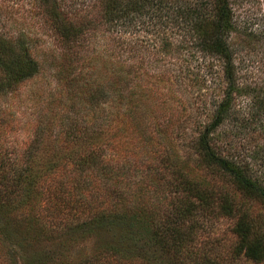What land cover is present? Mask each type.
Returning a JSON list of instances; mask_svg holds the SVG:
<instances>
[{"label":"rangeland","instance_id":"374dc122","mask_svg":"<svg viewBox=\"0 0 264 264\" xmlns=\"http://www.w3.org/2000/svg\"><path fill=\"white\" fill-rule=\"evenodd\" d=\"M167 1L161 10L134 15L130 30L117 29L116 35L110 13L114 0H0V37L18 50L26 49L38 65L34 76L0 96V165L16 166L35 145L43 148L38 152L42 163L50 159L49 149L61 142L74 148L98 145V106L88 111L85 98L97 89L111 91L120 76L132 81L127 92L134 119L126 117L118 97L104 104L112 118L117 109L125 113L112 121L108 132L115 130L119 167L125 155L137 165L177 163L190 178L225 185L206 177L193 149L225 95L224 63L220 56L201 50L184 29L183 9L194 0ZM231 1L238 26L233 36L240 44L235 52L239 92L232 95L230 114L211 142L220 156L260 174L264 169V0ZM254 113L262 124L244 127L243 117ZM90 130L95 134L86 139ZM89 173L88 191L100 192L99 173L96 168ZM253 207L264 223V208L257 203ZM198 223L195 244L199 247L213 249L230 264H264L233 259L235 237L228 219L200 218Z\"/></svg>","mask_w":264,"mask_h":264},{"label":"trees","instance_id":"16d2710c","mask_svg":"<svg viewBox=\"0 0 264 264\" xmlns=\"http://www.w3.org/2000/svg\"><path fill=\"white\" fill-rule=\"evenodd\" d=\"M111 4L116 34L117 29L130 30L134 15L161 10L168 1ZM232 4L194 0L183 9L182 18L201 50L220 56L224 63L225 95L193 149L206 177L225 185L190 178L177 163L137 165L125 155L119 167L115 130L108 132L112 121L125 113L117 109L112 118L104 104L118 97L126 117L132 121L135 115L127 92L132 81L118 76L117 87L97 89L85 98L88 111L98 106V145L74 148L61 142L49 149L46 163L39 162L43 148L35 145L16 166L0 165V264H230L220 253L195 244L201 228L198 219L210 217L230 221L233 259L264 262V223L253 207L257 203L264 208V169L253 173L247 164L220 156L211 142L230 114L232 95L239 92L235 52L240 44L233 36L238 26ZM9 41L0 37V96L38 72L26 49L18 50ZM257 116L243 117L242 125L262 124ZM94 134L86 132V139ZM95 168L102 188L97 193L88 191L92 183L88 175Z\"/></svg>","mask_w":264,"mask_h":264}]
</instances>
